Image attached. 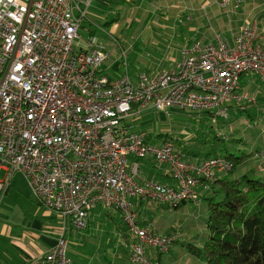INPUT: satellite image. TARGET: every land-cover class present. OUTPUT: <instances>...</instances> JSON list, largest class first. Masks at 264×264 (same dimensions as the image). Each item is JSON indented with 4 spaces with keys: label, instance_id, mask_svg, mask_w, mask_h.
<instances>
[{
    "label": "built area",
    "instance_id": "built-area-1",
    "mask_svg": "<svg viewBox=\"0 0 264 264\" xmlns=\"http://www.w3.org/2000/svg\"><path fill=\"white\" fill-rule=\"evenodd\" d=\"M242 1L218 3L237 9ZM90 3L0 0V205L18 173L37 205L62 219L55 245L31 264H75L69 222L85 231L98 206L117 210L137 240L123 244L134 264H157L145 246L165 253L177 236L142 227L133 200L199 206L197 187L208 191L234 165L221 156L187 162L172 142L150 144L133 123L151 110L210 113L216 123L228 117L229 103H255L239 93L240 81L254 73L264 82V47L257 22H247L234 44L197 45L171 70L112 79L102 71L110 54L97 39L89 37L87 50L77 43ZM119 53L127 55L120 44ZM150 156L170 165L176 187L136 182L129 159Z\"/></svg>",
    "mask_w": 264,
    "mask_h": 264
},
{
    "label": "crops",
    "instance_id": "crops-1",
    "mask_svg": "<svg viewBox=\"0 0 264 264\" xmlns=\"http://www.w3.org/2000/svg\"><path fill=\"white\" fill-rule=\"evenodd\" d=\"M77 1L82 4L85 2V0ZM88 9L99 13H101L102 9H107L108 14L103 26H93L94 16L92 14H90L88 22L90 23L91 28L102 31L101 33L103 34L104 32H108L107 35L111 42L115 41V37L121 38L122 40L124 35H126L135 24L138 25L139 29L137 34L138 36H141L142 39H145L146 44L150 45L158 52L162 51L165 54H171L156 55L159 57L158 61L171 63V66L164 70L173 69L176 64L183 59L184 55H182V53L184 51H190L197 45L200 48H203L207 44H216L219 39L234 44L235 39L240 33L241 27L247 22H257L259 28L258 43L262 44L264 47V0H243L242 6L237 9L233 3L229 5L228 8L224 9L219 5L218 0H91ZM96 30H89V37H94L98 40ZM126 41L127 40H125V42ZM121 56L122 61H117L115 66L117 69H127V65L124 64L125 61L128 63L127 55H125V58L123 55ZM157 70L162 69H156L155 71ZM126 72L128 73V70L123 74H118V77L126 74ZM239 93L249 98H255V103L246 100L241 104H237L233 101L231 103L235 104L231 105L230 108L233 109L238 106L242 112L244 111L246 113L248 111L249 118L247 119V126H255L260 134L258 141H263L264 143V82L254 73L249 75L245 74L240 81ZM170 111L181 112L178 110ZM170 111L167 112L168 115L171 113ZM210 118L213 122L212 114H210ZM244 119H246V116L242 115L239 117L238 121ZM136 122L138 121L133 123L134 126H136ZM220 122L221 120L216 125L218 126L216 131L221 127ZM148 138L151 137L149 136ZM252 139L255 138L253 137ZM147 142L155 146L163 144L159 138ZM262 146L263 152L264 144H262ZM177 150L179 151L180 149ZM181 153L184 155V159L187 162L195 164L202 162H198L199 160H196L194 157L188 155L185 156L186 154L183 151H181ZM251 154L253 156V153ZM251 157L248 160H244L239 168H244L243 172L237 173L238 170H236L233 173H230V171V174L218 173V179L220 181L225 178L239 180L247 175L248 172H252L251 169L246 171L248 166L247 162L250 161ZM257 170L256 178L264 181V167H259ZM129 171L138 184L152 181L162 185L177 186V182L172 176L170 165L159 163L151 156L140 160L130 158ZM9 191L10 190H8L7 194ZM197 191L200 195V200L207 194V191L202 186L197 187ZM133 203L138 215V221L142 227L156 230L160 235H168L176 233V231L180 233L182 227L186 229V226L184 227V225L186 224V221L189 220L187 217L181 218L184 220H181L175 229H167V224L165 222L167 217H163L167 214L166 212H168L165 211V208L168 207L166 205L162 206L159 203L139 199H134ZM188 204L192 205L194 208L200 207L201 210L202 201L199 206L187 203L180 207H185ZM103 208L104 207L102 206H98L95 209H100L99 214L104 216L102 218L108 223H115L116 230L113 236L119 240L121 245L120 247L117 246V243L114 246L110 245L108 248L110 261H106L108 262L107 264H133L130 260V253L123 248V244L127 240L134 241L135 238L129 235L118 211L104 210L105 208ZM179 208L177 207V209ZM95 209L94 211H96ZM39 210L41 212H38L40 214H38L37 217H42L43 219L35 220L31 226H26V228H14L13 226L12 229H10V224L8 223L0 225V264H31L30 259L42 257L50 247L55 245L60 225L59 227H56L55 225H48L47 222L51 217L59 216L44 210L40 206ZM102 210L104 211V214H102ZM94 211H92L90 215L89 224L94 218L91 217ZM186 214L187 213H184L182 215ZM158 215H160V217H154ZM61 220L62 219L60 218V224ZM189 221H193V218L191 217V220ZM47 230L49 231V234H47ZM75 230L76 229L71 225L69 226V248L71 246L74 248H81L82 246L80 243L73 242L71 239ZM179 235L182 236L181 233ZM177 244L178 242L172 247L170 252L166 254L156 253L149 247L146 248V252L151 260L158 264H203L200 259L196 258L197 261L194 258L191 259L190 255L185 251L178 249L179 247H177ZM82 255L83 253L79 252L78 255L70 254L69 256L75 264H102V262L94 263L93 257L87 259ZM75 258L76 261L80 262H75Z\"/></svg>",
    "mask_w": 264,
    "mask_h": 264
},
{
    "label": "rangeland",
    "instance_id": "rangeland-1",
    "mask_svg": "<svg viewBox=\"0 0 264 264\" xmlns=\"http://www.w3.org/2000/svg\"><path fill=\"white\" fill-rule=\"evenodd\" d=\"M107 12V9H102L101 13L93 12V10L90 11V9H88L87 18L84 20L82 29L80 31L81 40L77 41V43H79V46L84 50L88 49L87 41L89 40L90 35L89 30H96L94 28H91L90 23L88 22L90 14L94 16L93 26L97 27L104 25V23L106 22V16L108 14ZM138 29V25L135 24L134 27L129 30L126 35H124L122 40L121 38L115 37V41H117L126 50L128 59L127 70L132 80H136L140 73H152L156 69H162L157 71H164V69L171 66V63L169 62L158 61L159 57L156 56L171 54H165L162 51L158 52L157 50L153 49V47L146 44L145 39H142L141 36H138ZM101 32L102 31L96 30V36L98 37L97 41L101 46L106 48V51L110 54V57L104 64L102 71L105 75L114 79L118 77V74H123L126 69H117V67L115 66L117 61H122V56L119 53V44L115 45V41L111 42L109 36L107 35L108 32H104V34ZM125 40L127 41L125 42ZM234 104L235 103H231L228 105V117L226 119H218L216 123L212 122L210 117L204 118V113L199 114L193 112L170 111L171 113L169 112L170 114L168 115V113L158 114L157 112L151 110L150 112L144 114L139 120V123L136 122L135 125L139 130L150 134L149 136L153 140L159 137L160 134L168 133L172 134L173 137L176 136L177 139H181L183 141L182 147L185 144V147H187L191 151L193 150V153H196L195 155L187 153L188 156L194 157L196 158V160H199L198 162H200L205 160L203 157L204 151L206 150L205 144L202 146V143H204V139L201 138V134L205 131L206 128L209 129L211 123L213 125H217L221 120L220 130L224 134V137L226 139L225 144L228 150L236 157L253 153L250 161L247 162L248 166H244H247L246 171H248L249 169L252 170V172H250V175L254 173L252 176L256 177V174L258 172L257 169L259 167H264V160L261 157L263 148L262 144L264 143L263 141H258V138L260 137L259 130L255 126H247V119L249 118L248 111L246 113L244 111L242 112L238 106L231 109L230 106ZM242 115L246 116V119L238 121L239 117ZM200 118L204 119L197 123L196 121H198V119L201 120ZM193 119H196V121H193ZM173 128H179L181 129V131H175ZM216 129H218V126L214 128V130ZM253 137L256 140L252 139ZM227 139L231 142H229ZM235 140H238L239 142H235ZM167 142L172 141L169 140ZM243 169L244 168L239 169L237 173L243 172ZM3 178L4 176L3 174H1L0 179ZM9 190V193L4 197V200L0 205V225L8 223L10 224V229H12L13 226L14 228H26V226H31V224L35 220L43 219L42 217H37L38 214H40L38 212L41 211L39 210V206L36 204L34 198L32 197L27 183L21 174L17 173L14 176L13 180L10 183ZM194 209L196 208H194L190 204L185 207H180L179 209H171L167 207L165 208V211L168 212H166L167 214H165V216L163 217H167L165 222L167 224L168 230L175 229L180 221L184 220L181 219L183 217H187L189 220H191V217L193 218V221H186V224L184 225V227L186 226V229L182 227V229L180 230L182 236L180 235V241L178 242L177 247H179L178 249L183 250L188 255H190L191 259L194 258L197 261V259L199 258L198 256L196 257L195 253H192V247H190V245L200 247L203 241L202 237L206 236V234L204 233L205 217L202 216V206V212L200 210V207H198L196 211H193ZM99 210L100 209H97L96 211L93 210L94 212L91 217L94 218L92 219V221H90V224L88 223V230L86 229L87 231L75 230L73 232V236L71 238L72 241L80 243L82 246L81 248H74L71 246L69 248V255H78V253L81 252L83 253L82 256L84 258L90 259L93 257L94 263L102 262V264H107L108 262L106 261H110V254L108 253V248L110 247V245L114 246L116 245V243L119 247L121 245L119 240L113 236L116 230L115 223H108L106 220H104V218H102L104 216H101L99 214ZM184 213L187 214L182 215ZM102 214H104L103 210ZM154 217H160V215ZM194 217H196L197 220H195ZM47 223L48 225H55L56 227H59L60 217H51V219ZM189 223H193L194 225L191 226ZM47 234H49V231ZM74 261L80 262L76 261V258Z\"/></svg>",
    "mask_w": 264,
    "mask_h": 264
},
{
    "label": "trees",
    "instance_id": "trees-1",
    "mask_svg": "<svg viewBox=\"0 0 264 264\" xmlns=\"http://www.w3.org/2000/svg\"><path fill=\"white\" fill-rule=\"evenodd\" d=\"M204 115V118L210 117V113H204ZM204 118H200L201 120L198 119V121L193 119V121L195 120L198 123ZM140 119L137 121L139 122ZM215 127L216 125L211 123L209 129L203 128L205 131L201 134V138L204 139L202 146L205 144L206 147L203 158L207 160L223 156L233 162L234 169L230 172L233 173L239 170L243 161L248 160L252 154L236 157L228 150L224 134L220 129L218 131L214 130ZM173 129L181 131L179 128ZM157 138L162 143L172 141L177 149L181 150L182 148V151L186 154L185 156L196 154L184 145L182 147L183 141L177 139L176 136L173 137L172 134H160ZM147 141H152V139L147 138ZM235 142L239 141L235 140ZM252 175L247 173L239 180L225 178L220 181L217 177L216 181L210 185L207 194L201 198L206 236L202 237L203 241L200 247L193 245H190V247H192V253H195L203 264H264V181ZM187 203L184 202L180 206ZM196 210L197 208L193 211ZM195 220L197 219L195 218ZM189 224L194 225L193 223ZM69 225H71L70 222ZM152 231L158 234L156 230ZM179 234L177 231L168 235L158 234L162 237L177 236V240L167 252L159 253L157 249L149 246H145V252L146 248L149 247L159 254L169 253L172 247L180 241ZM129 235L132 237L130 233ZM136 242L135 239L134 241L127 240L125 243L132 244ZM123 248L130 253L131 260V251L124 246ZM146 255L151 260L147 252Z\"/></svg>",
    "mask_w": 264,
    "mask_h": 264
},
{
    "label": "bare ground",
    "instance_id": "bare-ground-1",
    "mask_svg": "<svg viewBox=\"0 0 264 264\" xmlns=\"http://www.w3.org/2000/svg\"><path fill=\"white\" fill-rule=\"evenodd\" d=\"M199 114H201V113H199ZM139 123V122H138ZM132 131H134V132H140L141 130H139L138 129V127L137 126H134L133 128H132ZM165 186H167V185H165ZM107 210H115V209H107ZM117 211V210H116ZM51 248V247H50ZM49 248V249H50Z\"/></svg>",
    "mask_w": 264,
    "mask_h": 264
}]
</instances>
